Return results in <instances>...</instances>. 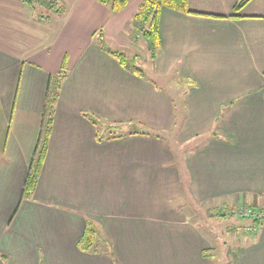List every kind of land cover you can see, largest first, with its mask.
<instances>
[{
	"label": "crops",
	"instance_id": "0c3cea01",
	"mask_svg": "<svg viewBox=\"0 0 264 264\" xmlns=\"http://www.w3.org/2000/svg\"><path fill=\"white\" fill-rule=\"evenodd\" d=\"M237 2L188 0L195 14L162 7L151 60L126 31L136 13L126 8L0 0V264H264V0L234 12ZM109 39L136 52L144 77L102 49L115 51ZM65 59L44 163L20 200L48 80ZM84 114L120 130L99 138ZM186 194L210 205L206 214L250 206L263 217L236 233L251 221L207 214L205 231ZM86 217L106 240L96 252L77 246ZM212 221L227 224L217 229L227 246Z\"/></svg>",
	"mask_w": 264,
	"mask_h": 264
},
{
	"label": "trees",
	"instance_id": "16d2710c",
	"mask_svg": "<svg viewBox=\"0 0 264 264\" xmlns=\"http://www.w3.org/2000/svg\"><path fill=\"white\" fill-rule=\"evenodd\" d=\"M22 1L26 5L30 6L33 10H36V7L43 6L47 10H52L56 12L58 11L57 0H22ZM94 1H96L99 4L107 6L110 9V11L113 13H118L124 10L129 2V0H94ZM248 1L249 0H238V2L234 6V12L239 11ZM162 7H166L174 11H178L185 14H195L194 12H191L189 10L188 0H142L141 1V4L139 5L138 10L135 13L130 23V25H132L131 27L133 30L131 38L132 40L136 41L138 37H140L142 40L146 42L147 52L151 60L155 59L161 46L160 35H159V16H160V9ZM40 14L41 13H38L39 19H40ZM100 32L101 31H98L99 34ZM100 43L102 44L101 41ZM101 47L120 66H122L127 70H130V73L137 75L139 77H144L143 71L141 69L126 64V56L123 53L111 51L105 48V46L103 45ZM64 70H66V59L63 61V64L61 65L60 71H58L55 75H51L49 77L48 85L45 92L43 108L41 112V125H40L38 141L35 147L34 155L28 164V170L26 173L24 184L22 186L20 200L31 199L33 196L37 184V180L40 174V170L42 168L46 155L47 141L51 133L52 121L56 110V102L60 93L61 83L63 79L66 77V73H67V71L63 73ZM84 117H86V119L98 131H99V127H102V121L99 117H96L91 114H84ZM104 128L110 129L109 126H105ZM154 135L158 138L162 137L159 134H154ZM97 136H99V133ZM108 138H112V137H108ZM239 207H233V208L221 207L219 209H208L207 214L209 217H215V218L220 217L222 219V217L223 218L225 217L226 212H230L231 214L233 213L236 214L240 209H247L252 212L261 211V209L253 208L250 206H246V207L243 206L240 208ZM238 218H242V217H238ZM244 220L251 221L249 227L258 226V225H254L255 222L258 224L259 220L257 219H244ZM238 227H241V230H244V228L248 226H238ZM237 228L235 227V231H237ZM238 232L239 231H237L236 233ZM97 240L106 242V240L103 239L102 237V233L98 223L93 219L86 217L83 234L77 243L78 249L85 253L96 252L98 251V247L96 246ZM106 250L109 251V248Z\"/></svg>",
	"mask_w": 264,
	"mask_h": 264
},
{
	"label": "rangeland",
	"instance_id": "374dc122",
	"mask_svg": "<svg viewBox=\"0 0 264 264\" xmlns=\"http://www.w3.org/2000/svg\"><path fill=\"white\" fill-rule=\"evenodd\" d=\"M142 0H129L128 2V5L125 7L128 11H131V12H137L136 10H138L137 7H139L138 5L140 4ZM132 25L128 24L127 25V28H126V31L128 33V35L131 37L132 35ZM132 39V38H131ZM138 40L142 41V39L140 37H138ZM134 44V42H132ZM138 43V42H137ZM106 45H108V48H112V50H115L116 52H123L125 55H126V64L129 65V66H138L139 68H141L142 70H145L144 69V65L143 63L141 62V60L139 62L137 61H134L133 59V55L136 54V52L132 51V52H125L123 51L122 49H119L117 47V45H114L115 43L112 41V40H108L107 43H105ZM144 45H146L144 43ZM141 51V49L139 48V52ZM139 54V53H137ZM66 72V70L63 71V73ZM67 74V73H66ZM170 83H172L171 81H168ZM177 84V81L175 82ZM173 85V83H172ZM169 87L171 88V86L169 85ZM174 90V89H173ZM102 126H108V123L107 122H103ZM104 127H99L100 131H99V135L100 137L99 138H108L109 136H113V135H117V132L118 130L120 129H113V128H104ZM44 163V162H43ZM180 202L184 205V208H185V211L188 213V216L192 217V219H196L197 222H200L201 223V226L202 228L207 231V227H206V220L209 218L207 217V214H206V209L210 206V205H205L203 203H196L192 200H189L188 199V195L186 194V197L185 199L183 197H180L179 198ZM179 202L176 201V206L178 205ZM226 222H229V219H227ZM207 226L212 230L214 231V233L216 234V238H218V243L221 245H224V246H227L225 243H224V240L219 238V234L217 232V229L219 228H225L227 229V224H218V221H212L210 222L209 224H207ZM229 228V227H228ZM231 232V231H230ZM228 243V242H227ZM234 252H236L237 250L235 249H232ZM223 262H225V259L222 258ZM227 260V258H226Z\"/></svg>",
	"mask_w": 264,
	"mask_h": 264
},
{
	"label": "built area",
	"instance_id": "2783aa9c",
	"mask_svg": "<svg viewBox=\"0 0 264 264\" xmlns=\"http://www.w3.org/2000/svg\"><path fill=\"white\" fill-rule=\"evenodd\" d=\"M236 215L238 217H242L243 219H257V220H260L262 217H263V212L262 211H258V212H252V211H249L247 209H240ZM257 226H248V227H245L244 230L245 231H248V232H252L253 230L256 229ZM241 230V227H238L237 228V231H240Z\"/></svg>",
	"mask_w": 264,
	"mask_h": 264
}]
</instances>
